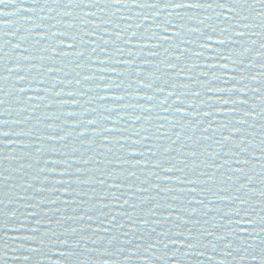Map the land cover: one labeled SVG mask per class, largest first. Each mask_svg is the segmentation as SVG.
Returning a JSON list of instances; mask_svg holds the SVG:
<instances>
[{
    "label": "water",
    "instance_id": "obj_1",
    "mask_svg": "<svg viewBox=\"0 0 264 264\" xmlns=\"http://www.w3.org/2000/svg\"><path fill=\"white\" fill-rule=\"evenodd\" d=\"M0 264H264V0H2Z\"/></svg>",
    "mask_w": 264,
    "mask_h": 264
},
{
    "label": "snow or ice",
    "instance_id": "obj_2",
    "mask_svg": "<svg viewBox=\"0 0 264 264\" xmlns=\"http://www.w3.org/2000/svg\"><path fill=\"white\" fill-rule=\"evenodd\" d=\"M0 2H2V0H0ZM175 6H176V7H181L182 5H180V4H176Z\"/></svg>",
    "mask_w": 264,
    "mask_h": 264
}]
</instances>
